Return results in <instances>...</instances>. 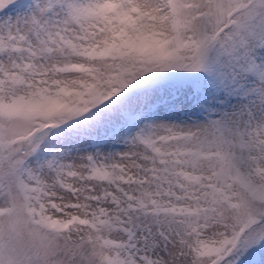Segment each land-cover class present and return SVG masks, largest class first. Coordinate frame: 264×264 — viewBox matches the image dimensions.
<instances>
[{"label": "snow or ice", "instance_id": "6c2138e0", "mask_svg": "<svg viewBox=\"0 0 264 264\" xmlns=\"http://www.w3.org/2000/svg\"><path fill=\"white\" fill-rule=\"evenodd\" d=\"M0 264H264V0H0Z\"/></svg>", "mask_w": 264, "mask_h": 264}]
</instances>
